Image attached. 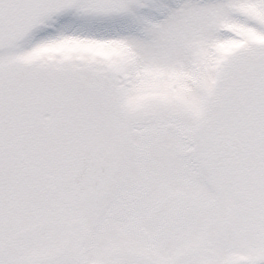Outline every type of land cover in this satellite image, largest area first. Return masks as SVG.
Wrapping results in <instances>:
<instances>
[{
  "label": "snow or ice",
  "instance_id": "6c2138e0",
  "mask_svg": "<svg viewBox=\"0 0 264 264\" xmlns=\"http://www.w3.org/2000/svg\"><path fill=\"white\" fill-rule=\"evenodd\" d=\"M0 264H264V0H0Z\"/></svg>",
  "mask_w": 264,
  "mask_h": 264
}]
</instances>
